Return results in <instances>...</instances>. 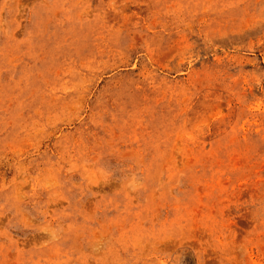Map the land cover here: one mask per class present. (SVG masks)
I'll return each mask as SVG.
<instances>
[{"label":"rangeland","instance_id":"374dc122","mask_svg":"<svg viewBox=\"0 0 264 264\" xmlns=\"http://www.w3.org/2000/svg\"><path fill=\"white\" fill-rule=\"evenodd\" d=\"M0 264H264V0H0Z\"/></svg>","mask_w":264,"mask_h":264}]
</instances>
